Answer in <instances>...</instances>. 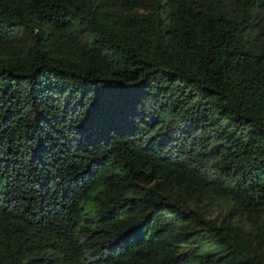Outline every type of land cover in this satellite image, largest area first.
Returning a JSON list of instances; mask_svg holds the SVG:
<instances>
[{
  "label": "trees",
  "instance_id": "16d2710c",
  "mask_svg": "<svg viewBox=\"0 0 264 264\" xmlns=\"http://www.w3.org/2000/svg\"><path fill=\"white\" fill-rule=\"evenodd\" d=\"M0 264H264V0H0Z\"/></svg>",
  "mask_w": 264,
  "mask_h": 264
}]
</instances>
